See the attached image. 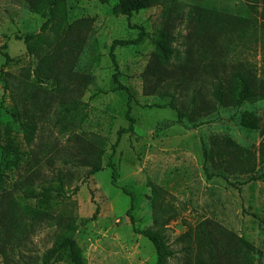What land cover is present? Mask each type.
<instances>
[{
    "label": "rangeland",
    "instance_id": "1",
    "mask_svg": "<svg viewBox=\"0 0 264 264\" xmlns=\"http://www.w3.org/2000/svg\"><path fill=\"white\" fill-rule=\"evenodd\" d=\"M244 0H172L180 15L167 29L171 38L167 45L172 50L170 63L182 65L189 35L193 30L187 18L192 7H208L232 10ZM116 0H67L66 19L46 31L49 37H69L75 46L78 61L68 66L75 78L87 77L86 86L79 95L85 118L72 131H60L49 124V111L31 110L28 116L35 123L25 121L24 129L12 116L14 100L3 90L0 80V146L19 151V155L3 157L0 149V212L10 210L15 218L11 225L10 256L21 253L29 263L41 264L42 254L50 248L62 232L66 219L77 225L74 237L85 264H156L152 243L136 232L154 228L149 183L160 187L165 202H169L176 216L162 230L168 246L178 251L182 244L179 237L201 222L211 228L220 227L245 237L255 248V264H264V181H250L246 174L225 172L226 178L216 172L218 156L211 145L223 135L243 147L257 146L262 139L260 132L239 126L236 116L223 115V119L204 118L196 127L184 119L176 122V112L167 106L168 94L152 85L157 84L146 71L155 47L153 40L162 26L165 15L161 6L140 10L130 17L116 15L112 11ZM44 18L29 10L23 0H0V68L5 51L10 62L3 68L13 75L7 81L16 100L22 99V85L15 88L21 69L31 63V71L37 59L30 56L23 40L16 36L38 33ZM144 28L147 35L139 45L115 46L112 53L118 65V79L132 91L136 102L131 115L135 119L133 134H122L112 150L117 130L128 126L124 117L126 94L112 90L114 68L109 56L110 45L115 39H133ZM68 31L67 33H65ZM168 69L169 65H168ZM171 70V69H170ZM176 72V70H175ZM77 76H74V75ZM60 86H69V78L58 71ZM31 78L33 75L31 74ZM151 80V81H150ZM83 81V80H82ZM150 81V83L148 82ZM84 82V81H83ZM43 88L54 90L56 82L45 80ZM177 95V94H176ZM184 97L175 101L178 105ZM159 105V106H156ZM245 108L254 110L264 119V101ZM207 121V122H205ZM98 136L104 153L103 169L86 176V167L76 166L73 157H81L80 147ZM210 150L213 164L204 157V147ZM115 166L116 181L111 183V169ZM63 190L46 212L37 205L32 190L39 192L42 185L55 186L58 177ZM26 196V197H25ZM132 202L130 216L128 208ZM96 206L98 213L90 218ZM38 209L31 215L29 208ZM9 250V248H8ZM183 253H176L167 264L182 262ZM19 259L6 260L0 255V264H16ZM15 261V262H14ZM52 264H67L64 261ZM222 264H234L224 259Z\"/></svg>",
    "mask_w": 264,
    "mask_h": 264
},
{
    "label": "trees",
    "instance_id": "2",
    "mask_svg": "<svg viewBox=\"0 0 264 264\" xmlns=\"http://www.w3.org/2000/svg\"><path fill=\"white\" fill-rule=\"evenodd\" d=\"M67 0H23L32 12L44 18V22L38 33L16 36L23 40L30 56L37 59V65L31 71V63L21 69L20 79H17L15 88L22 85V99L16 100L18 93L14 94L10 83H7L13 75L3 68L10 62L7 52H1L4 62L0 68V80L4 83V92H9L14 100L12 116L20 122L24 129L25 121L34 124L35 117L28 116L31 110L49 111L52 115L49 124L60 131H72L79 126L86 113L82 111L79 95L86 86L87 77L74 78L69 73V67L77 63V54H74L75 46L69 37L58 39L49 37L46 31L53 28L59 21L66 19ZM172 0H116L112 11L116 15L130 17L132 14L154 6H161L165 15L164 22L153 40L155 51L153 52L146 71L153 76L162 90L161 94H168L171 101L167 103L176 112V122L184 124L186 119L191 126L202 125L198 119L214 118L223 119V115L236 116L240 127L259 131L262 139L257 146L243 147L233 139L223 135L217 140L212 139L211 145L218 156L216 172L226 178L225 172L238 175L246 174L250 181H264V119L249 108L247 104L254 105L264 101V0H244L242 4H235L232 10H217L208 7H192L187 13V18L193 30L189 35V41L182 65L177 69L172 67L170 59L172 50L167 45L171 38L167 31L173 25L174 18L180 15L177 5ZM138 30L133 39H115L110 45L109 56L114 68L112 75V90L123 91L126 94L124 117L128 126L120 128L116 133V140L112 144V150L118 145L122 134H133L135 119L132 117V103L136 102L130 88L124 86L118 79V65L112 50L115 46L139 45L147 35L142 26L134 25ZM66 31L65 33H67ZM168 65L169 68L168 69ZM176 70V72H175ZM58 71H63V77L69 78V86H60L61 78H55ZM31 74L33 78H31ZM74 76H77L76 74ZM14 78V77H13ZM53 79L56 82L51 92L40 84L45 80ZM151 81V80H150ZM150 81H148L150 83ZM9 82V81H8ZM177 94V95H176ZM178 97H184V101L178 105L175 101ZM2 100L0 101V108ZM84 105L83 107H85ZM159 106V105H156ZM207 122V121H205ZM26 134H28L25 131ZM98 136L86 141L80 147L81 157L74 156L76 166L86 167V176L90 177L103 169L101 158L104 153L102 140ZM3 157L19 155V151L0 146ZM205 160L213 164L210 150L204 147ZM17 157V156H16ZM111 169V183L116 181L115 166L107 162ZM151 189V206L153 210L154 228L136 231L146 237L153 245L156 254V264H167L176 253H183L182 262L177 264H222L224 259H232L234 264H255V246L245 237L236 235L229 230L216 227L211 228L207 221L201 222L179 237L181 248L176 251L168 246L164 239L163 228L176 216L175 208L165 202L164 191L155 184L149 183ZM63 190V181L58 177V184L51 187L42 185L39 192L33 190L26 196L36 199L37 205L44 206L43 211L57 198L52 191L59 194ZM25 196V197H26ZM127 215L131 223L130 210ZM96 206L93 215L86 219L91 220L98 213ZM31 215L39 214L38 209L29 208ZM11 211L3 209L0 212V255L6 260L19 259L16 264H35L23 259L21 253L14 256L9 251L11 225L15 218ZM62 223V232L55 238L52 246L42 254L41 264H52L64 261L67 264H85L81 250L78 246L74 232L75 221L66 219ZM264 224V221H262ZM9 248V250H8ZM15 262V261H14Z\"/></svg>",
    "mask_w": 264,
    "mask_h": 264
}]
</instances>
